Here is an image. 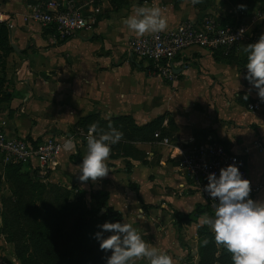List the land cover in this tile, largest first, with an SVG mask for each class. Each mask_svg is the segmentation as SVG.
<instances>
[{"label": "crops", "instance_id": "1", "mask_svg": "<svg viewBox=\"0 0 264 264\" xmlns=\"http://www.w3.org/2000/svg\"><path fill=\"white\" fill-rule=\"evenodd\" d=\"M40 1L0 0L8 41L15 46L0 83V121L11 137L60 139L61 150L47 170L50 180L78 192L106 191L109 206L121 214L122 222L171 256L174 264L182 263L189 246L195 248L192 258L197 257V228L213 215L179 170L174 149L154 139L122 142L133 147L128 153L112 145L108 176L86 184L78 179L90 128L85 130L81 119L92 114L102 119L128 116L137 125L157 123V130L185 145L221 142L244 159L251 181L263 185L250 198L264 202V102L244 78L247 36L226 55L201 47L183 51L175 57L173 80L151 73L150 63L128 47L134 34L123 21L136 7H160L172 27L209 16L211 8L229 18L218 2L117 0L115 8L111 0H96L100 11L92 28L60 39L26 17L29 7ZM256 102L262 108H248ZM69 139L72 146L66 147ZM187 215L190 219H183Z\"/></svg>", "mask_w": 264, "mask_h": 264}, {"label": "built area", "instance_id": "2", "mask_svg": "<svg viewBox=\"0 0 264 264\" xmlns=\"http://www.w3.org/2000/svg\"><path fill=\"white\" fill-rule=\"evenodd\" d=\"M100 11L96 0H42L29 7L26 17L37 22L41 27L53 30L54 37L60 39L70 38L77 33L89 30L95 22V16ZM0 13V22H5ZM12 27L11 23L7 24ZM241 28L233 24H221L216 19L206 16L201 19H185L167 30L145 35L144 37L132 36L128 40L129 50L139 59L150 63L151 73L164 79L173 80L175 71V57L191 47H201L210 51L220 50L224 55L245 40L238 36ZM232 36L237 37L233 40ZM1 89V86H0ZM248 108L255 110L262 108L258 102L249 103ZM89 129L86 132V141ZM155 141L162 146L174 149L175 160L188 184L196 189L203 201L214 212V201L204 191L207 185V176L229 164L235 163L242 178L251 182L250 196L255 195L263 187L262 184L253 183L250 179L244 159L237 153L228 150L221 142L208 140L202 144L187 143L181 140L172 141L168 136L154 133ZM258 147L262 146L260 140L255 141ZM62 142L54 135H49L40 140L26 137H11L0 121V160L6 163H22L31 170L40 174L51 169L61 150Z\"/></svg>", "mask_w": 264, "mask_h": 264}, {"label": "clouds", "instance_id": "3", "mask_svg": "<svg viewBox=\"0 0 264 264\" xmlns=\"http://www.w3.org/2000/svg\"><path fill=\"white\" fill-rule=\"evenodd\" d=\"M201 0H191L193 5ZM241 10L245 5L238 6ZM123 24L128 31L137 37L157 34L167 30L168 19L158 6L136 7L134 13L128 16ZM245 29L238 30V36L243 37ZM233 40L237 37L232 36ZM246 54L247 73L245 79L256 90L258 97L264 102V34L258 41L244 46ZM245 100L248 96L245 95ZM123 138V132L108 125V130L101 129L93 123L89 128L86 154L78 166V179L86 184L108 176L110 169L108 161L112 152V145ZM69 139L66 147L72 146ZM204 188L209 196L218 201L213 216H206L200 223L207 225L214 235L217 248H223L231 254L233 264H264V202L250 198L251 182L242 178L239 167L233 163L207 176ZM142 211V210H141ZM100 231L95 233L101 251L110 252L106 257V264H135L136 261L146 259L149 264H174L168 254L155 246H150L141 234L126 222H104L98 225ZM111 233L107 237L104 233ZM209 241L205 239L203 246Z\"/></svg>", "mask_w": 264, "mask_h": 264}, {"label": "trees", "instance_id": "4", "mask_svg": "<svg viewBox=\"0 0 264 264\" xmlns=\"http://www.w3.org/2000/svg\"><path fill=\"white\" fill-rule=\"evenodd\" d=\"M111 3L115 8L118 6L117 0H111ZM227 19L222 17L219 22L236 25L227 22ZM8 39V28L5 23L0 22V43L2 41L8 42ZM9 47L12 49V46L9 45ZM93 123L98 124L105 131L108 130V125L112 124L113 127L123 132L121 139L123 141L118 142L113 148H122L126 153H128L129 148L133 149V147L122 142L155 140L154 133L157 131L160 136H168L165 132L157 130V123L137 125L128 116L102 119L98 115L92 114L83 117L80 124L87 130ZM21 169H25L26 174L36 172L22 163L9 162L4 166V176L12 183L14 193L18 195L22 194L23 190L29 186L26 184L25 178L19 173ZM85 194L86 191L80 192L77 198L66 201L62 206H57L47 217L35 219L34 223L29 225L28 240L16 252L20 264H106V257L111 253L100 250L99 241L95 239V233L100 231L98 225L108 222L109 219L123 223L121 214L109 206L106 191L89 190V197L93 199L91 206L85 203ZM66 211L79 215H77L70 240L64 243L58 236V230L51 223V220L58 213ZM207 211L212 213L208 206ZM101 212H104L103 216L100 217L101 222L92 224V217ZM196 214L197 212L194 213V216ZM183 219H190V215L183 217ZM110 234L107 233L105 237ZM205 239L209 241L207 246H203ZM197 254L198 261L191 264H233L231 254L223 248L219 250L216 247L214 235L205 225L197 228Z\"/></svg>", "mask_w": 264, "mask_h": 264}, {"label": "rangeland", "instance_id": "5", "mask_svg": "<svg viewBox=\"0 0 264 264\" xmlns=\"http://www.w3.org/2000/svg\"><path fill=\"white\" fill-rule=\"evenodd\" d=\"M217 5L223 7L229 15L227 22L235 23L241 29H245L247 43H255L261 34H264V0H215ZM245 5L241 10L238 6ZM209 17L220 21V16L211 8L208 12ZM9 41L0 43V83L5 81L8 66L11 60L12 49ZM5 164L0 160V264H20L16 256L18 248L28 240L30 229L29 225L35 219L47 217L57 206H62L66 201H71L78 197L80 191L61 185L49 179L47 171L44 174L33 172L26 174L25 169L19 173L25 178L28 188L22 194L14 193L12 183L4 176ZM85 203L91 206L93 199L89 193L85 194ZM212 212V211H210ZM99 213L92 217V224L101 222ZM214 215V212L211 213ZM78 213L63 212L52 218L51 223L58 230V236L64 243L70 240L74 224ZM108 222H116L109 219ZM107 234L104 233V236ZM192 238V237H191ZM184 243V242H183ZM184 245V244H183ZM190 247V246H189ZM187 247L184 257L180 260L181 264H191L198 261V257L192 258L194 249ZM219 250L222 248H218Z\"/></svg>", "mask_w": 264, "mask_h": 264}, {"label": "water", "instance_id": "6", "mask_svg": "<svg viewBox=\"0 0 264 264\" xmlns=\"http://www.w3.org/2000/svg\"><path fill=\"white\" fill-rule=\"evenodd\" d=\"M14 48H15V46L14 45H12ZM17 49V48H16Z\"/></svg>", "mask_w": 264, "mask_h": 264}]
</instances>
